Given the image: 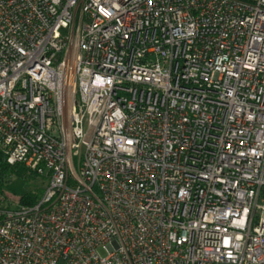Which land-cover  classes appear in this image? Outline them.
Returning <instances> with one entry per match:
<instances>
[{
	"label": "built area",
	"instance_id": "obj_1",
	"mask_svg": "<svg viewBox=\"0 0 264 264\" xmlns=\"http://www.w3.org/2000/svg\"><path fill=\"white\" fill-rule=\"evenodd\" d=\"M0 152V264H264V0H0Z\"/></svg>",
	"mask_w": 264,
	"mask_h": 264
},
{
	"label": "trees",
	"instance_id": "obj_2",
	"mask_svg": "<svg viewBox=\"0 0 264 264\" xmlns=\"http://www.w3.org/2000/svg\"><path fill=\"white\" fill-rule=\"evenodd\" d=\"M20 169L19 165L16 166H10L6 161V156L0 152V194L5 195V188L8 184H10L18 170ZM26 171L25 179L27 182L35 181L38 178V175ZM41 191V192H40ZM43 189H34L33 191H30L26 194H24L20 199L18 200V205L22 206H35L39 200L41 199V196L43 194Z\"/></svg>",
	"mask_w": 264,
	"mask_h": 264
},
{
	"label": "rangeland",
	"instance_id": "obj_3",
	"mask_svg": "<svg viewBox=\"0 0 264 264\" xmlns=\"http://www.w3.org/2000/svg\"><path fill=\"white\" fill-rule=\"evenodd\" d=\"M25 176L26 171L23 170L22 167H20V169L14 176L13 181L6 186L5 195L2 194V196L7 200L8 205L12 207L18 205V200L20 199V197L30 191H33L34 189H43L46 184V180L42 177L38 176L35 181H31L29 183L26 181ZM100 252L101 254L105 255L104 250H100Z\"/></svg>",
	"mask_w": 264,
	"mask_h": 264
}]
</instances>
